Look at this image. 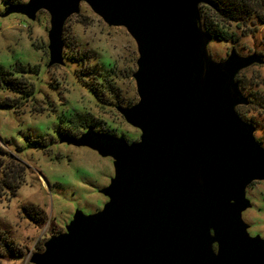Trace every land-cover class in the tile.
Segmentation results:
<instances>
[{"label":"water","instance_id":"1","mask_svg":"<svg viewBox=\"0 0 264 264\" xmlns=\"http://www.w3.org/2000/svg\"><path fill=\"white\" fill-rule=\"evenodd\" d=\"M207 0H27L8 5L35 22L44 10L48 62L68 67L64 27L85 3L109 27H123L138 57L137 98L114 107L137 140L88 126L61 141L109 157L102 208L77 209L32 253L31 264H264V236L244 214L248 188L264 183V147L237 112L250 98L239 73L264 55L234 46L214 59L202 21ZM22 258V257H19Z\"/></svg>","mask_w":264,"mask_h":264},{"label":"rangeland","instance_id":"2","mask_svg":"<svg viewBox=\"0 0 264 264\" xmlns=\"http://www.w3.org/2000/svg\"><path fill=\"white\" fill-rule=\"evenodd\" d=\"M6 6L0 0V182L3 166L8 169L19 160L24 168L21 178L7 176L15 184L21 181L19 187H0V264H31L32 253L42 248L51 231H61L74 211L88 214L102 208L106 199L99 189L109 183L114 171L109 157L61 141L66 131L79 134L70 127L72 113L92 115L115 134L138 139L139 131L114 107L137 98L132 73L138 53L125 28L107 26L82 3L64 27L65 53L79 61L68 58L67 68H46L48 13L40 11L32 22L18 13L2 15ZM225 28L238 38L213 37L208 49L214 59H225L232 46L242 55H264V22L254 19L241 27L230 22ZM17 64L32 70L20 75ZM92 67L109 75L115 85L104 89L101 98L92 90L97 79L82 74ZM240 73L251 102L237 109L255 124L254 135L264 147V64H253ZM18 76L20 86L15 91L7 81ZM247 192L253 208L244 219L264 236V183L253 182Z\"/></svg>","mask_w":264,"mask_h":264},{"label":"trees","instance_id":"3","mask_svg":"<svg viewBox=\"0 0 264 264\" xmlns=\"http://www.w3.org/2000/svg\"><path fill=\"white\" fill-rule=\"evenodd\" d=\"M5 1L7 5L16 3L14 2V0H5ZM207 1H208L207 4L201 5V14H202V21H203L204 29L209 34H211L212 37H218L222 39H232V41H235L238 38L237 34L229 33V31H227L225 28L226 24L233 22L237 25V27H241L242 25L248 22H252V20L254 19L260 22H264V0H207ZM64 42H65V46H67L65 37H64ZM68 58H71L73 62L79 61L75 55L74 57L67 56V59ZM15 68L20 73V75L24 72H30L32 70L30 66L18 65V64L16 65ZM82 74H93L95 79H97L96 81L97 84L92 89L95 95L97 96V98H101V95L99 94L103 93L104 89L112 90L115 88L112 78H110L109 75L104 74L99 71H95L93 67L89 68L87 71L83 72ZM18 78L19 76L14 77V81H7V83L11 82L7 84L8 87H10L12 90L19 91L17 88L18 86H20V84L16 83V79ZM19 79H21V77ZM237 80L239 82L240 87L244 90L245 82H244V79L241 73L237 76ZM21 92H25V91L22 90ZM25 94H30V92L29 93L25 92ZM135 100L136 98L133 101H127L126 105L133 104ZM239 107H243V106H239ZM237 112L240 115L238 109H237ZM72 116L73 117H70V122H71L70 127L73 126L77 128L78 133L82 132L88 126H93L95 130L97 131L105 132L111 135H117L115 134L114 130L108 127H105V125H103L104 124L103 121H96V119H94L92 115L83 114V113L75 111L72 113ZM243 119L246 121H249L245 118ZM76 134L77 132H75V135ZM63 135L73 136V134H71V132L69 131L64 132ZM10 157L13 159L14 155ZM10 168L5 169L4 166L2 168V177H1L0 187L3 190L11 189L12 187L17 188L20 186V184H22L21 181L15 184L14 181L11 182L7 178V176L9 177V174L15 175L14 178L16 179L21 178L23 176L24 167L22 165V162L18 160L16 161V164H13V167H10ZM17 254L15 252L13 256H17Z\"/></svg>","mask_w":264,"mask_h":264}]
</instances>
